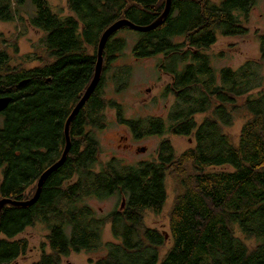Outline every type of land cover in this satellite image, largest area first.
Returning a JSON list of instances; mask_svg holds the SVG:
<instances>
[{
    "label": "trees",
    "instance_id": "16d2710c",
    "mask_svg": "<svg viewBox=\"0 0 264 264\" xmlns=\"http://www.w3.org/2000/svg\"><path fill=\"white\" fill-rule=\"evenodd\" d=\"M258 1L172 0L159 27L139 32L135 57H162L159 69L172 80L165 96L172 94L174 102L166 117L125 120L123 107L105 98V74L127 49L119 34L132 29L124 26L110 37L96 90L70 124L66 162L47 179L35 205L2 210L0 264L30 252L29 242L18 237L37 224L47 236L34 264H63L83 252L103 254L92 264H264V35L262 57L238 69L218 71L208 52L220 36L250 34L247 23ZM167 2L68 0L70 14L63 16L49 0H0V24L29 23L43 33L38 44L50 57L35 69H11L0 51V97L13 100L0 113V201L32 199L40 178L61 160L67 122L95 79L103 34L124 20L147 27L162 17ZM178 38L183 42L176 44ZM14 48L18 53V44ZM114 70V82L124 85L128 72ZM109 109L137 140L186 137L195 147L178 157L166 139L153 161L100 163L98 134L110 126ZM199 115L205 116L201 122ZM241 119L236 142L227 129ZM168 177L177 181V196L165 232L147 226L146 214H162ZM112 198L121 204L107 214L90 205ZM108 226L112 240L105 241Z\"/></svg>",
    "mask_w": 264,
    "mask_h": 264
},
{
    "label": "rangeland",
    "instance_id": "374dc122",
    "mask_svg": "<svg viewBox=\"0 0 264 264\" xmlns=\"http://www.w3.org/2000/svg\"><path fill=\"white\" fill-rule=\"evenodd\" d=\"M54 12L69 16L68 0H49ZM33 8H27L26 14L31 15ZM26 19L29 16L24 15ZM25 23V22H24ZM19 25L18 23L0 24V51H5L9 56L11 69L22 66L26 69H35L42 66L43 62H48L50 57L38 44L43 33L29 23ZM247 28L250 34L246 37L224 38L219 37L218 43L209 49V54L213 57V66L220 71L223 68L238 69L249 60H258L262 57V44L260 37L264 35V0H259L258 4L251 12ZM127 40V49L120 55L118 60L110 64L109 71L105 74L104 92L105 98L115 101L123 107L122 113L125 120H136L140 118L166 117L173 105V95L165 96L166 87L171 84V77L164 75L160 69L162 57L150 59H138L134 55V47L139 42L141 34L135 30H123L120 34ZM17 37V38H15ZM17 39V40H16ZM182 39H175L176 44L182 43ZM18 44L17 53L14 45ZM31 55V63H25L24 57ZM115 69L123 70L120 75L128 72V76H122L124 85L114 82ZM107 120L110 126L98 134V140L102 149L100 163H105L117 158L123 161L124 165H137L141 162L153 161L157 158L160 144L169 139L174 147L176 155L179 157L187 150L195 147V140L186 137H148L142 140L134 138L128 126L121 124L118 111L109 109L106 111ZM204 115L197 116V121L201 122ZM244 120H238L233 127L227 129L236 142L241 134ZM146 148L145 153L139 149ZM168 200L161 215L146 214V224L152 228H158L168 232L170 214L177 196V181L174 177L167 179ZM120 200L112 198L107 201H90L100 213H109L117 210ZM121 204V202H120ZM47 231L44 226L37 224L28 228L18 239L27 240L30 252L13 264H34L40 259L42 244L46 242ZM105 241L112 240L109 226L104 234ZM170 244H168L169 246ZM165 248V250L168 248ZM103 256L100 254H73L65 258L63 264H92L90 260H98Z\"/></svg>",
    "mask_w": 264,
    "mask_h": 264
},
{
    "label": "water",
    "instance_id": "95a60500",
    "mask_svg": "<svg viewBox=\"0 0 264 264\" xmlns=\"http://www.w3.org/2000/svg\"><path fill=\"white\" fill-rule=\"evenodd\" d=\"M171 3H172V0H168L166 10H165L164 14L162 15V17L159 20H157L155 23H153V24H151V25H149L147 27H141V26H138V25L134 24L133 22H130L128 20H124V21H119L118 23H116L115 25L110 27L103 34V36L101 38V41H100V45H99L98 63H97V67H96L95 79L93 80L91 86L87 90V92H86L85 96L83 97V99L78 103V105L74 109L71 117L69 118V120L67 122L66 134H67L68 145H67V147L65 149V152H64L61 160H59L53 167H51L40 178L39 183H38L37 192H36L35 196L32 199L27 200V201H17V200L14 201V200L5 198V199H2L0 201V225H1V213H2V210H3V208L5 206L13 205V206H16V207H24V208H26V207H31V206L35 205L37 203V201L39 200V197H40L41 192H42V188L45 185V182L47 181V179L51 176L52 173H54L59 168H61L62 165L66 162L67 156H68V154H69V152L71 150V139H70V136H69L70 124H71L72 120L80 113V111L82 110L83 106L86 104V102L92 96L93 92L96 90V87H97V85H98V83L100 81V78L102 76V73H103L104 49H105L106 44L108 43L110 37L113 36L114 34H116L124 26L129 27L130 29L135 30L137 32H149L151 30L156 29L157 27H159L164 22V19L167 18L168 14L170 12ZM11 103H12V98H10V97H0V113H2L5 109H7V107ZM146 151H147L146 148L139 149V152H142V153H145ZM125 206H126V200L124 199L122 208H125Z\"/></svg>",
    "mask_w": 264,
    "mask_h": 264
},
{
    "label": "bare ground",
    "instance_id": "6f19581e",
    "mask_svg": "<svg viewBox=\"0 0 264 264\" xmlns=\"http://www.w3.org/2000/svg\"><path fill=\"white\" fill-rule=\"evenodd\" d=\"M12 101H13V100H12ZM9 106H10V105H9ZM9 106H8V107H9ZM8 107H7V108H8ZM6 110H7V109H5L3 112H5ZM3 112H2V113H3ZM66 129H67V127H66ZM65 134H66V130H65ZM69 136H70V128H69ZM66 137H67V134H66Z\"/></svg>",
    "mask_w": 264,
    "mask_h": 264
}]
</instances>
